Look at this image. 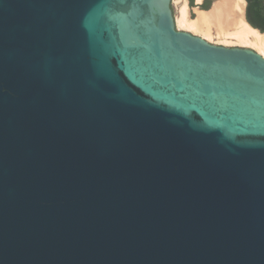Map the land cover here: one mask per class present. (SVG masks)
<instances>
[{"label": "water", "instance_id": "95a60500", "mask_svg": "<svg viewBox=\"0 0 264 264\" xmlns=\"http://www.w3.org/2000/svg\"><path fill=\"white\" fill-rule=\"evenodd\" d=\"M173 2L0 0V264H264V56Z\"/></svg>", "mask_w": 264, "mask_h": 264}, {"label": "bare ground", "instance_id": "6f19581e", "mask_svg": "<svg viewBox=\"0 0 264 264\" xmlns=\"http://www.w3.org/2000/svg\"><path fill=\"white\" fill-rule=\"evenodd\" d=\"M195 1L202 5L205 0ZM246 3V0H216L209 10L194 8L193 17L188 0H180L175 18L177 28L209 42L251 48L264 56V33L248 23Z\"/></svg>", "mask_w": 264, "mask_h": 264}, {"label": "trees", "instance_id": "16d2710c", "mask_svg": "<svg viewBox=\"0 0 264 264\" xmlns=\"http://www.w3.org/2000/svg\"><path fill=\"white\" fill-rule=\"evenodd\" d=\"M248 1V11L247 20L248 23L255 29L260 30L264 33V6L263 0H247ZM208 10L209 8H203Z\"/></svg>", "mask_w": 264, "mask_h": 264}, {"label": "rangeland", "instance_id": "374dc122", "mask_svg": "<svg viewBox=\"0 0 264 264\" xmlns=\"http://www.w3.org/2000/svg\"><path fill=\"white\" fill-rule=\"evenodd\" d=\"M176 1H178V0H174V2H173L174 11H175V18H176L177 10H178L177 4L179 3L180 0L178 1V3ZM215 1L216 0H205L202 5H199L198 6L196 4V1L195 0H190V3H189V0H188L189 6H190V8L192 10V16L195 17L194 8H196V7H199V8H211V6L215 3ZM245 10H246V14H247V11H248V3H246V9ZM210 43H213V44H216V45H222V44H218V43H215V42H210ZM224 46H226V45H224ZM227 47H233V46H227Z\"/></svg>", "mask_w": 264, "mask_h": 264}, {"label": "crops", "instance_id": "0c3cea01", "mask_svg": "<svg viewBox=\"0 0 264 264\" xmlns=\"http://www.w3.org/2000/svg\"><path fill=\"white\" fill-rule=\"evenodd\" d=\"M189 3H190V0H189ZM198 6H199V5H198ZM212 6H213V5H212ZM212 6H211V7H212ZM200 9H203V8H200ZM209 9H211V8H209ZM209 9H208V10H209ZM246 48H247V47H246Z\"/></svg>", "mask_w": 264, "mask_h": 264}]
</instances>
